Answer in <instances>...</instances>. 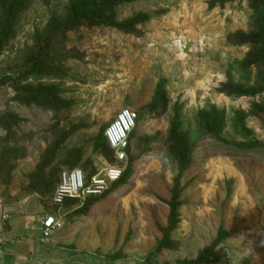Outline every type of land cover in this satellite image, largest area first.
Wrapping results in <instances>:
<instances>
[{
    "label": "rangeland",
    "instance_id": "rangeland-1",
    "mask_svg": "<svg viewBox=\"0 0 264 264\" xmlns=\"http://www.w3.org/2000/svg\"><path fill=\"white\" fill-rule=\"evenodd\" d=\"M97 1L104 20L88 25L72 20L80 0H0V216H56L59 173L76 160L85 174L115 166L96 147L130 109L138 120L119 181L60 209L75 264H183L203 253L264 264V92H218L227 75L264 85V65L242 67L252 47L227 40L256 33L264 5ZM124 22L132 31L113 25ZM40 50L49 59L34 68ZM158 96L163 108L149 113Z\"/></svg>",
    "mask_w": 264,
    "mask_h": 264
},
{
    "label": "built area",
    "instance_id": "built-area-1",
    "mask_svg": "<svg viewBox=\"0 0 264 264\" xmlns=\"http://www.w3.org/2000/svg\"><path fill=\"white\" fill-rule=\"evenodd\" d=\"M138 115L130 109L121 110L104 132L105 139L113 152L115 166H110L87 177L79 168L62 170L55 190L51 196V203L57 209L56 216L44 215L41 219V242L50 239L55 231L64 227L60 209L66 201H85L86 199L104 196L121 178L127 167L129 137L136 127ZM2 219H8L4 215ZM207 264H217L210 262Z\"/></svg>",
    "mask_w": 264,
    "mask_h": 264
},
{
    "label": "trees",
    "instance_id": "trees-1",
    "mask_svg": "<svg viewBox=\"0 0 264 264\" xmlns=\"http://www.w3.org/2000/svg\"><path fill=\"white\" fill-rule=\"evenodd\" d=\"M131 0H117V3H123V2H129ZM252 5H256V6H263L264 5V0H248ZM227 2H229L228 0H211L209 2V8L213 9L216 5H219L220 7H223ZM72 14V20L74 23L79 22V23H83V24H90V23H98L104 20V7L102 5H100L98 3L97 0H80V4L78 7L74 8L71 12ZM113 25L117 28L121 27L124 31L128 32V31H132V28L127 25L126 22L119 24L113 23ZM70 27V24H68V26L65 28L67 30V28ZM64 29V30H65ZM56 31H50L46 34V36L44 37V41H43V45L44 47H46L47 45L51 44V40L53 35H55ZM227 40L230 44H232L233 46H243V45H250L252 47V49H250V51L247 53V55L244 58L242 67L244 69H248L251 67H261L264 65V52L260 53L256 50L257 47L264 45V20L260 22L258 31L256 33H244L243 31H237L233 34L228 35ZM49 56L48 53L46 51H41L36 55V58L34 60V68H38L40 67L45 61H48ZM226 82L221 84L220 89L218 90V92L220 94H224L228 97H234V98H240V97H252L255 96L257 94H260L262 92H264V85L259 86V87H255V88H246L245 86L241 85V84H235L232 82L231 80V76L227 75L226 76ZM264 82V81H263ZM264 84V83H263ZM163 104H164V98L161 97H157L156 101L154 102V104L152 106H150L148 108V112L149 113H158L160 111V108H163ZM206 124L208 126V128H210L209 130H211L212 132H214L213 129H211V124H214L213 122H209L208 119L206 120ZM134 131V130H133ZM132 131V133H133ZM104 132L103 131V135L100 138L99 142H98V146L96 148L98 149H105V150H109L112 159L115 162V159L113 157V152L110 149L105 136H104ZM131 133V135H132ZM131 135L129 137V145L127 148V154H128V158H129V154H130V140H131ZM184 151H183V147L181 145L178 146V157H177V163L180 167H182L184 165ZM77 165V160L74 161V164H72L70 169H74ZM181 169V168H180ZM96 173V171H91L90 173L86 174V176L89 178L91 176H93ZM60 174V173H59ZM126 177L122 178L120 180L119 183L123 182V180H125ZM58 179H59V175H58ZM58 179H57V183H58ZM105 196V195H104ZM103 197V196H102ZM92 199H96V198H92ZM90 199V200H92ZM76 201H66L64 203V205L66 203H74ZM171 224V221H170ZM212 261H210L209 257L205 255V253H203L198 260L195 261H190V262H184L183 264H207L210 263Z\"/></svg>",
    "mask_w": 264,
    "mask_h": 264
},
{
    "label": "crops",
    "instance_id": "crops-1",
    "mask_svg": "<svg viewBox=\"0 0 264 264\" xmlns=\"http://www.w3.org/2000/svg\"><path fill=\"white\" fill-rule=\"evenodd\" d=\"M26 215L15 213L5 221L0 216V264H75L60 243L59 231L41 242L43 216Z\"/></svg>",
    "mask_w": 264,
    "mask_h": 264
}]
</instances>
